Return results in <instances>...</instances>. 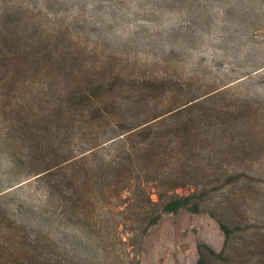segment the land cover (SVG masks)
Wrapping results in <instances>:
<instances>
[{
    "label": "trees",
    "instance_id": "trees-1",
    "mask_svg": "<svg viewBox=\"0 0 264 264\" xmlns=\"http://www.w3.org/2000/svg\"><path fill=\"white\" fill-rule=\"evenodd\" d=\"M62 1L0 0L6 264H96L105 247L132 264L130 253L150 230L181 210L208 213L224 234L221 252L198 245L196 264L209 258L264 264L261 217L244 205L237 217L234 200L221 197L247 180L251 159L238 149L251 141L248 120L256 113L243 116L232 103L233 85L206 80L177 61L184 47L169 44L162 60L147 55L142 64L140 50H156L158 43L109 38L92 44L81 33L83 6L79 17L60 21L59 11L50 10ZM48 15L54 23L46 24ZM24 189L38 202L18 206L29 220L9 222L15 211L9 199ZM33 219L57 223L59 237L42 238Z\"/></svg>",
    "mask_w": 264,
    "mask_h": 264
},
{
    "label": "rangeland",
    "instance_id": "rangeland-1",
    "mask_svg": "<svg viewBox=\"0 0 264 264\" xmlns=\"http://www.w3.org/2000/svg\"><path fill=\"white\" fill-rule=\"evenodd\" d=\"M62 2L64 3L60 6L50 9L59 11L60 15L56 17L58 21L66 17H79V13L75 14L79 9L77 7L83 6L84 16L81 17L87 24L83 23L81 33L92 44H102L109 38L135 44L158 43L156 50H140L139 62L142 64H146L147 55L162 60L168 54L167 46L174 44L175 47L185 48L184 56L178 57L177 61L186 64L188 69H198L206 77L204 79L216 84L233 85L228 98L233 104L240 106L243 116H247L248 110L256 114L248 120L247 131L252 133L251 141L238 149L248 153L251 159L249 166H245L247 180L244 184L233 186V194L225 191L221 197L224 203L234 200L233 212L237 217L242 214L239 205H244L243 207L252 208L261 217L260 224L264 225V0ZM46 21V24L54 23V16L48 15ZM170 29H175L176 32L169 33ZM159 62L154 63L158 65ZM245 131L239 129L237 134ZM30 190L24 189L9 199V202H14L12 205L15 208L11 212L13 218L8 217L9 222L29 220L22 215L18 206L27 205L32 199L34 204L38 202L39 197ZM190 190L180 189L177 193L183 195ZM45 221L48 220L33 219L31 225L34 230L43 233L39 232L42 238V235L52 234L58 238V230L54 229L57 223L51 225ZM121 230L123 232L122 227ZM224 239L217 221L208 213L192 214L181 210L178 214H165L158 225L145 236L141 246L137 245L133 249L129 260L132 264H196L200 259V243L208 244L221 252ZM6 243L9 242L0 244V264H6L9 259L8 250L11 245ZM118 255L110 247H105L95 257V261L96 264H127L118 259ZM240 262L245 264L243 259ZM204 264L228 263H222L218 258H209Z\"/></svg>",
    "mask_w": 264,
    "mask_h": 264
}]
</instances>
